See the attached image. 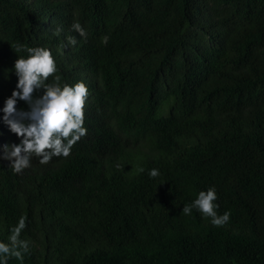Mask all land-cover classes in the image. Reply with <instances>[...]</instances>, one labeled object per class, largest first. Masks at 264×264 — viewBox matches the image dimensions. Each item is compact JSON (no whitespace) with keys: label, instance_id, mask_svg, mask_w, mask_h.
<instances>
[{"label":"trees","instance_id":"1","mask_svg":"<svg viewBox=\"0 0 264 264\" xmlns=\"http://www.w3.org/2000/svg\"><path fill=\"white\" fill-rule=\"evenodd\" d=\"M17 46L89 92L70 155L19 174L2 158ZM213 186L223 226L182 213ZM22 216L8 264H264V0H0V242Z\"/></svg>","mask_w":264,"mask_h":264},{"label":"clouds","instance_id":"2","mask_svg":"<svg viewBox=\"0 0 264 264\" xmlns=\"http://www.w3.org/2000/svg\"><path fill=\"white\" fill-rule=\"evenodd\" d=\"M72 29L81 37L86 32L80 23L74 22ZM60 29L55 34H59ZM68 43L76 44L75 37H67ZM108 37L102 38L107 44ZM23 46H17L20 51ZM28 53L26 58H17L14 71L18 77L16 89L4 102L3 121L9 130L20 138V143L4 146L3 159L10 161L13 172L19 174L31 166V158L40 157L41 164H47L53 156L70 155L73 145L87 133L83 127V108L89 94L83 82L74 85L60 84V77L55 76V82L46 83L57 69L50 50L42 47L23 48ZM43 89V94L34 99L33 93ZM17 99L28 104L29 110H17ZM119 167V165L117 166ZM143 171V169H140ZM159 175L157 169H152L149 176ZM218 199L215 187L200 191L196 198L182 208L184 215H191L196 209L201 215L210 219L214 226H223L230 219V212L222 215L217 213ZM26 227V217L22 216L10 230L8 243L0 242V264H8L9 258L23 260V253L29 249V242L21 240L20 235Z\"/></svg>","mask_w":264,"mask_h":264}]
</instances>
